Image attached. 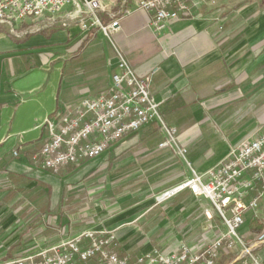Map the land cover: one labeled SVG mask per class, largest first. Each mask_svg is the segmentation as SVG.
I'll return each instance as SVG.
<instances>
[{
    "label": "crops",
    "instance_id": "1",
    "mask_svg": "<svg viewBox=\"0 0 264 264\" xmlns=\"http://www.w3.org/2000/svg\"><path fill=\"white\" fill-rule=\"evenodd\" d=\"M102 5L103 24L120 18L110 38L96 26L23 24L15 35L0 24V259L89 228L115 230L119 254L132 259L179 252L184 243L198 250L227 231L205 197L188 189L162 202L156 196L264 133V0H189L190 14L162 31L130 2ZM121 56L150 78L177 146H161L167 135L150 123L57 172L34 164L49 140L46 117L108 89ZM259 224L264 197L239 229L248 247ZM241 253L239 245L221 251L216 264H240ZM254 254L264 263V242Z\"/></svg>",
    "mask_w": 264,
    "mask_h": 264
},
{
    "label": "built area",
    "instance_id": "2",
    "mask_svg": "<svg viewBox=\"0 0 264 264\" xmlns=\"http://www.w3.org/2000/svg\"><path fill=\"white\" fill-rule=\"evenodd\" d=\"M124 2L151 13L155 31L179 21L182 14H190L189 0ZM101 10H105L102 0H0V24L15 35L21 33L23 24H32L34 31L59 24H76L83 30L96 26L110 38L120 27V18L112 14L113 21L105 25L99 16ZM150 123H158L167 135L161 146L177 145V129L162 116L160 105L151 94L150 78L139 75L121 56L108 89L47 117L49 140L32 156V161L57 172L66 165L99 156L113 143ZM179 151L184 156L187 153L185 148ZM187 189L209 199L227 226L226 232L198 250L184 243L179 252L168 254L154 249L132 259L119 254L120 241L115 230L89 228L38 253L0 259V264H216L221 251L230 252L238 245L242 247L240 264H264L254 254V248L264 242V231L258 234L253 247L246 245L239 232L246 212L257 211L264 197V133L233 146L227 157L208 171L199 173L193 169L191 178L156 199L162 202Z\"/></svg>",
    "mask_w": 264,
    "mask_h": 264
},
{
    "label": "trees",
    "instance_id": "3",
    "mask_svg": "<svg viewBox=\"0 0 264 264\" xmlns=\"http://www.w3.org/2000/svg\"><path fill=\"white\" fill-rule=\"evenodd\" d=\"M263 228H264L263 225L262 224H259V225H257L255 227V230H256L257 233H261L262 230H263ZM230 253H231V251H230Z\"/></svg>",
    "mask_w": 264,
    "mask_h": 264
},
{
    "label": "rangeland",
    "instance_id": "4",
    "mask_svg": "<svg viewBox=\"0 0 264 264\" xmlns=\"http://www.w3.org/2000/svg\"><path fill=\"white\" fill-rule=\"evenodd\" d=\"M49 116H52V113H51V115H49ZM47 117H48V116H47ZM47 117H46V119H47ZM46 119H45V120H46ZM176 146H177V145H176ZM176 149L178 150V148H176ZM180 154H181V153H180ZM181 155H183V154H181ZM214 208H215V207H214ZM240 234H241V233H240Z\"/></svg>",
    "mask_w": 264,
    "mask_h": 264
}]
</instances>
